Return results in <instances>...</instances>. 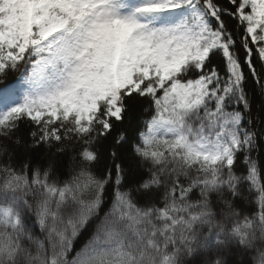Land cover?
Masks as SVG:
<instances>
[{
    "label": "snow or ice",
    "instance_id": "6c2138e0",
    "mask_svg": "<svg viewBox=\"0 0 264 264\" xmlns=\"http://www.w3.org/2000/svg\"><path fill=\"white\" fill-rule=\"evenodd\" d=\"M0 84V264H264V0H0Z\"/></svg>",
    "mask_w": 264,
    "mask_h": 264
},
{
    "label": "trees",
    "instance_id": "16d2710c",
    "mask_svg": "<svg viewBox=\"0 0 264 264\" xmlns=\"http://www.w3.org/2000/svg\"><path fill=\"white\" fill-rule=\"evenodd\" d=\"M16 76L17 74L16 73H10L9 76H8V80L6 83H12L16 80ZM4 85L3 84H0V87H3ZM250 87H252V85L250 84ZM250 95L253 97L252 98V103H253V114L254 115H258V108L260 106V103H261V100L264 99V97H262L260 95V91L259 89H256V91L254 93H250ZM137 116H136V113L133 114V119H136ZM25 133H26V129L23 130ZM87 237H85L86 239ZM84 243V240H80L78 241L76 247L79 248L82 244Z\"/></svg>",
    "mask_w": 264,
    "mask_h": 264
}]
</instances>
